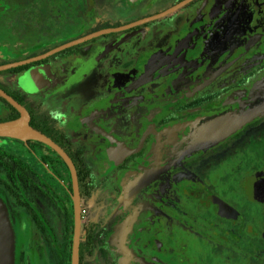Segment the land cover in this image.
Wrapping results in <instances>:
<instances>
[{
    "label": "flooded vegetation",
    "instance_id": "1",
    "mask_svg": "<svg viewBox=\"0 0 264 264\" xmlns=\"http://www.w3.org/2000/svg\"><path fill=\"white\" fill-rule=\"evenodd\" d=\"M20 61L0 122L3 92L72 167L0 136L17 264L31 235L71 264L76 217L79 264H264V0H0V66Z\"/></svg>",
    "mask_w": 264,
    "mask_h": 264
},
{
    "label": "water",
    "instance_id": "2",
    "mask_svg": "<svg viewBox=\"0 0 264 264\" xmlns=\"http://www.w3.org/2000/svg\"><path fill=\"white\" fill-rule=\"evenodd\" d=\"M23 61L14 62L6 65H1L0 69L16 66L21 64ZM2 94L16 107L20 116L16 119L10 121L0 122V136H13L22 139H36L40 140L49 146L53 147L58 151V153L65 159V161L72 167V162L66 153L52 140H50L47 136L42 134L41 132L32 128L29 124V115L27 111L16 101H14L8 95ZM256 108H252L248 111L239 112V110L229 111L222 114L220 117L222 118H242L244 121L256 117L260 114ZM226 134V133H224ZM223 134V135H224ZM222 135V136H223ZM73 179L75 184V189L77 186L75 172H73ZM137 187H132L130 190H135ZM126 192H129V187H126ZM77 204V199L75 200ZM79 220L76 217L75 219V231L73 237V247L71 254V264H79L78 262V244H79ZM15 262V230H14V222L10 217V213L8 207L6 205L5 200L0 196V264H14Z\"/></svg>",
    "mask_w": 264,
    "mask_h": 264
},
{
    "label": "rangeland",
    "instance_id": "3",
    "mask_svg": "<svg viewBox=\"0 0 264 264\" xmlns=\"http://www.w3.org/2000/svg\"><path fill=\"white\" fill-rule=\"evenodd\" d=\"M14 230H15V262H14V264H17L19 251L22 249L21 247L23 246L25 241L16 232L15 228H14ZM30 241L32 242L31 248H30L32 259L30 260V262H28V264H40V262H41V255L40 254L42 252V246H41V244H39L38 239L35 237H32V235H31Z\"/></svg>",
    "mask_w": 264,
    "mask_h": 264
},
{
    "label": "built area",
    "instance_id": "4",
    "mask_svg": "<svg viewBox=\"0 0 264 264\" xmlns=\"http://www.w3.org/2000/svg\"><path fill=\"white\" fill-rule=\"evenodd\" d=\"M84 212V211H83Z\"/></svg>",
    "mask_w": 264,
    "mask_h": 264
}]
</instances>
